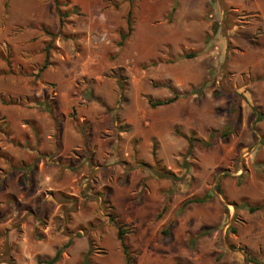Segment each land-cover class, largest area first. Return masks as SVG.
I'll return each mask as SVG.
<instances>
[{"label":"rangeland","instance_id":"374dc122","mask_svg":"<svg viewBox=\"0 0 264 264\" xmlns=\"http://www.w3.org/2000/svg\"><path fill=\"white\" fill-rule=\"evenodd\" d=\"M58 1L0 0V260L264 264V0Z\"/></svg>","mask_w":264,"mask_h":264},{"label":"trees","instance_id":"16d2710c","mask_svg":"<svg viewBox=\"0 0 264 264\" xmlns=\"http://www.w3.org/2000/svg\"><path fill=\"white\" fill-rule=\"evenodd\" d=\"M53 1H54V5L56 7V11L59 14H61V12H60V2L58 0H53ZM132 19H133V9H132V7H130L128 9L127 13H126V32H124L121 29H120V32H119V35H120L121 39L126 38L131 33V31H132ZM44 29H45V32L49 36V39H50L47 46L52 47L53 43H54V39L58 35H60L61 27L56 32L50 30L49 28H44ZM183 56L186 57V58L194 57L195 53L194 52H188L186 54H183ZM47 58H48V53L44 54V58H43L44 61H43L42 65L38 68V73L43 71V69H45L46 66L48 65V59ZM172 60L173 59L171 58L170 61H172ZM155 63L156 62H154V61L152 62V64H155ZM8 66H9L8 72L12 73V68H11V65L9 63H8ZM208 83H209L208 81L204 80L202 82V86H206ZM169 88H170V90L172 92L171 96H168L166 98H161V99H151V98H149L148 99L149 105L151 107H156V106H160V105H166V104H169V103L175 101L179 97V93L176 92L172 87H169ZM195 91L199 92L200 90H195ZM34 101H36V100H34ZM5 102H7V101H5ZM8 103H12V102H8ZM46 110L51 115L52 119L56 122L55 125L58 128V125H57V121L58 120H57V116H56L55 110L53 108H47ZM253 111H254V115L256 117V120H260V119H262L264 117V115L258 109L253 108ZM227 128L228 127H226L223 130H216V129L211 130L209 132V134H208L207 139L197 138L196 135L193 132H191L189 134H183V133H180V132H176V133L181 135L187 141V143H188L187 151L190 153L191 149L195 145H201L203 147H208V146L211 145V143H212V141L214 139L227 137L230 133H232V131L228 130ZM34 131H37L36 127H34ZM23 140L26 143V145H28L29 139L26 136H25V138ZM18 146H20V145H18ZM152 153H153V155H155V150H153ZM5 158H6V162H8L11 167H16L17 166L15 164L18 163V162H16L14 160V158H12L9 155H5ZM154 173L157 176H160V177L176 179V176L172 172H170V171H168V170H166V169H164L162 167H159L158 161H156V164H155V167H154ZM27 175L28 174H25V178L27 177ZM204 200L205 199L202 198V197H193V198H190V199L186 200V202H184V205H187V204L192 203V202H202ZM250 209L253 210V208H250ZM165 232L166 231H164V233ZM116 234H117V239L119 240L120 246L122 248V251L124 253L125 264H130V259L131 258H130L129 254H128V246L126 245V243L124 241L125 231L121 227H118ZM45 263L52 264V260H45ZM177 264H186V263H183V262L179 261Z\"/></svg>","mask_w":264,"mask_h":264},{"label":"crops","instance_id":"0c3cea01","mask_svg":"<svg viewBox=\"0 0 264 264\" xmlns=\"http://www.w3.org/2000/svg\"><path fill=\"white\" fill-rule=\"evenodd\" d=\"M259 2H262L263 3V0H259ZM262 18H263V21H264V12H262ZM70 83V87H71V92L72 93H75L73 95H77V99H79L78 102H76L78 105L76 106L77 108V111H78V116L80 117V78L78 80H75V81H69ZM65 96H69L68 92L66 91V94ZM70 96H72L70 94ZM15 260H17L18 258H12ZM19 262L16 261V264H18ZM0 264H6V262L4 260H0Z\"/></svg>","mask_w":264,"mask_h":264}]
</instances>
